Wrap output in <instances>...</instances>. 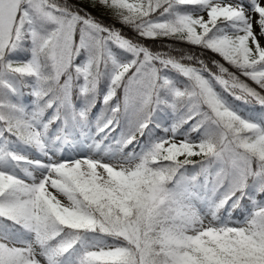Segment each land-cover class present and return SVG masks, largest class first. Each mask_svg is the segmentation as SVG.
I'll return each mask as SVG.
<instances>
[{
	"label": "snow or ice",
	"instance_id": "obj_1",
	"mask_svg": "<svg viewBox=\"0 0 264 264\" xmlns=\"http://www.w3.org/2000/svg\"><path fill=\"white\" fill-rule=\"evenodd\" d=\"M0 264H264V0H0Z\"/></svg>",
	"mask_w": 264,
	"mask_h": 264
},
{
	"label": "trees",
	"instance_id": "obj_2",
	"mask_svg": "<svg viewBox=\"0 0 264 264\" xmlns=\"http://www.w3.org/2000/svg\"><path fill=\"white\" fill-rule=\"evenodd\" d=\"M73 2H79V0H73ZM85 6H88L86 3L83 4ZM89 7V6H88ZM96 13H93L94 16H97L101 19V21L105 24H112V20H109L108 18H105L106 15H103L98 9H94ZM117 28H121L122 26L119 24L115 25ZM123 31L127 32L129 35V38L134 37L133 34L130 33L129 29H123ZM146 43L149 47L153 48L154 51H166V52H171L172 54H185L188 52V48L184 47L183 45L180 44V42H172V41H167V42H160V41H146ZM175 76V74H173ZM99 103V102H98ZM98 103L96 104V107L92 109L91 117L90 119H93V114L96 108L98 107ZM244 110H247V106L244 107ZM251 115V113H249ZM93 132H95V128L93 127L92 129ZM113 134V133H112ZM111 134V138L115 137ZM99 139V137H97ZM105 141H109V138Z\"/></svg>",
	"mask_w": 264,
	"mask_h": 264
},
{
	"label": "rangeland",
	"instance_id": "obj_3",
	"mask_svg": "<svg viewBox=\"0 0 264 264\" xmlns=\"http://www.w3.org/2000/svg\"><path fill=\"white\" fill-rule=\"evenodd\" d=\"M75 3H77V2H75ZM82 7H84V8L87 9L88 11L92 12V14H93V13H96L94 10H92V9H91L90 7H88V6L82 5ZM105 18H108L109 20H112L111 17H109V16H105ZM111 22H113V21H111ZM117 24H118V23H117ZM127 30H128V29H127ZM129 31H130L131 34H133V35L135 36V33H133V32L131 31V29H129ZM83 103H84V102H83L82 100L78 101V106H83ZM102 112H103L102 104L98 103V107H97V109L95 110V112H94V114H93V120H92L93 124L95 123L96 119H97L99 116L102 115ZM120 131H121V129H117V132H114L112 135L118 138L117 134H118ZM103 143H104V147H105V149H107L108 147L113 146L115 142L112 140L111 137H109V141H104Z\"/></svg>",
	"mask_w": 264,
	"mask_h": 264
}]
</instances>
